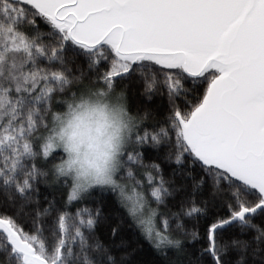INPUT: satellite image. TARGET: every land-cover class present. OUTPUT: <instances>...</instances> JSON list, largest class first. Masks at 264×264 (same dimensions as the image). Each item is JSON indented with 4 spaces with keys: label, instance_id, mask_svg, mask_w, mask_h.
Masks as SVG:
<instances>
[{
    "label": "snow or ice",
    "instance_id": "6c2138e0",
    "mask_svg": "<svg viewBox=\"0 0 264 264\" xmlns=\"http://www.w3.org/2000/svg\"><path fill=\"white\" fill-rule=\"evenodd\" d=\"M0 264H264V0H0Z\"/></svg>",
    "mask_w": 264,
    "mask_h": 264
},
{
    "label": "clouds",
    "instance_id": "9594fccd",
    "mask_svg": "<svg viewBox=\"0 0 264 264\" xmlns=\"http://www.w3.org/2000/svg\"><path fill=\"white\" fill-rule=\"evenodd\" d=\"M65 134L74 145L72 159L77 167L89 168L103 162L117 132L118 114L111 101L77 100L71 111L66 107Z\"/></svg>",
    "mask_w": 264,
    "mask_h": 264
}]
</instances>
